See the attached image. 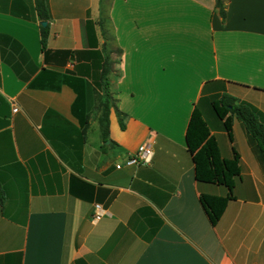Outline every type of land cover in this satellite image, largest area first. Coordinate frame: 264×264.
Instances as JSON below:
<instances>
[{"label":"crops","instance_id":"1","mask_svg":"<svg viewBox=\"0 0 264 264\" xmlns=\"http://www.w3.org/2000/svg\"><path fill=\"white\" fill-rule=\"evenodd\" d=\"M100 1L46 0L42 49L35 0H0V264H264V165L237 118L230 139L199 107L226 92L264 114V0H226L224 21L215 0H110L111 42ZM104 45L121 49L109 79L126 114L122 129L111 108L108 143L92 114ZM65 74L86 83L84 134ZM195 105L220 156H240L215 225L200 195L229 190L195 178ZM145 142L151 162L125 165Z\"/></svg>","mask_w":264,"mask_h":264},{"label":"trees","instance_id":"2","mask_svg":"<svg viewBox=\"0 0 264 264\" xmlns=\"http://www.w3.org/2000/svg\"><path fill=\"white\" fill-rule=\"evenodd\" d=\"M106 2V4H110V0ZM225 2L226 0H215V7L218 9L222 21L226 17ZM35 6L40 21H47L49 10L46 0H35ZM107 21V5L105 6L104 0H101L99 25L104 39L111 42L113 37L109 36L110 30ZM40 30L42 49H45L49 33L48 24L40 26ZM114 50L117 54L121 52L120 48H115ZM107 51V45H104L102 48L103 53L101 54L98 51H91L93 59L96 60V71L92 77L94 103L92 114L98 120L102 142L109 139V113L111 108L115 109L122 129L125 127L124 118L126 117V114L118 109L116 105L117 99L110 89L109 75L113 71L111 65L115 62L110 60ZM63 81L76 93V98L72 104V113L78 118L80 125L83 126L81 133L84 134L92 117L91 113L86 112L85 80L80 76L65 74L63 75ZM209 99L213 112L219 119L223 120V127L228 132L230 139L232 119L235 117L242 123L254 151L264 165V114L253 104L239 101L236 97L226 92L213 95ZM185 141L194 163L195 178L198 181L224 185L229 190V194L226 196L200 195V203L211 224L215 225L222 215L227 201L231 198V189L234 186L233 179L240 172V156L236 151H233V156L230 159L220 156L215 138L210 134L208 125L197 105L194 106L191 112L186 127ZM3 198L4 191L0 185V202Z\"/></svg>","mask_w":264,"mask_h":264},{"label":"built area","instance_id":"3","mask_svg":"<svg viewBox=\"0 0 264 264\" xmlns=\"http://www.w3.org/2000/svg\"><path fill=\"white\" fill-rule=\"evenodd\" d=\"M14 111L17 110L16 107L13 108ZM153 156V150L151 144L145 142L141 144L136 152L129 156L125 161V165L139 166V165H147L151 162ZM101 216V210L99 205H95V211L92 220H96Z\"/></svg>","mask_w":264,"mask_h":264},{"label":"rangeland","instance_id":"4","mask_svg":"<svg viewBox=\"0 0 264 264\" xmlns=\"http://www.w3.org/2000/svg\"><path fill=\"white\" fill-rule=\"evenodd\" d=\"M107 0H104V3H105V6L107 5L106 2ZM109 36H112V34L111 33H109ZM113 48V47H112ZM108 54H109V58H110V60H112L113 62H115V63H117V58H118V54H117V52L114 50V49H108ZM111 68L113 69L114 68V63H112V65H111ZM114 70V69H113ZM208 98L206 99H203L202 101H201V103L199 104V107L201 108V109H209V111L211 110V112L212 113H214L213 112V110H212V108H211V105L209 104V102H208ZM91 136L93 137V139L94 138H97L98 137V129H97V125H94V126H92V129H91ZM107 140H109V139H107ZM106 140V141H107ZM105 141V142H106Z\"/></svg>","mask_w":264,"mask_h":264},{"label":"water","instance_id":"5","mask_svg":"<svg viewBox=\"0 0 264 264\" xmlns=\"http://www.w3.org/2000/svg\"><path fill=\"white\" fill-rule=\"evenodd\" d=\"M41 25L45 26L46 25V21H41ZM108 142H109V140H107L105 143H108Z\"/></svg>","mask_w":264,"mask_h":264}]
</instances>
